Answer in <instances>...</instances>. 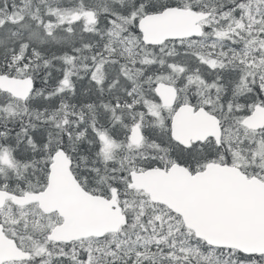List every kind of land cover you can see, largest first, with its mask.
Segmentation results:
<instances>
[{
	"label": "snow or ice",
	"instance_id": "1",
	"mask_svg": "<svg viewBox=\"0 0 264 264\" xmlns=\"http://www.w3.org/2000/svg\"><path fill=\"white\" fill-rule=\"evenodd\" d=\"M0 264H264V0H0Z\"/></svg>",
	"mask_w": 264,
	"mask_h": 264
}]
</instances>
